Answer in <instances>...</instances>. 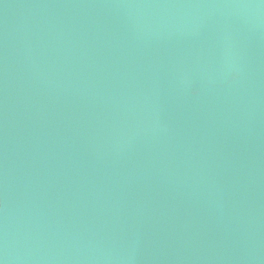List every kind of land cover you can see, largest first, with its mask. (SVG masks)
<instances>
[{
    "label": "water",
    "instance_id": "1",
    "mask_svg": "<svg viewBox=\"0 0 264 264\" xmlns=\"http://www.w3.org/2000/svg\"><path fill=\"white\" fill-rule=\"evenodd\" d=\"M0 264H264V0H0Z\"/></svg>",
    "mask_w": 264,
    "mask_h": 264
},
{
    "label": "snow or ice",
    "instance_id": "2",
    "mask_svg": "<svg viewBox=\"0 0 264 264\" xmlns=\"http://www.w3.org/2000/svg\"><path fill=\"white\" fill-rule=\"evenodd\" d=\"M3 207V204H2V202H0V208H2Z\"/></svg>",
    "mask_w": 264,
    "mask_h": 264
}]
</instances>
